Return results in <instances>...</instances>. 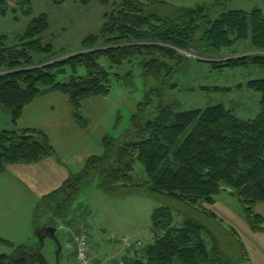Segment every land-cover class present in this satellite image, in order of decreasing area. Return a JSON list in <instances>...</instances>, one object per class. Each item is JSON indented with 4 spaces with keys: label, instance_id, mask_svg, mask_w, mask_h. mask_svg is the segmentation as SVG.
Wrapping results in <instances>:
<instances>
[{
    "label": "trees",
    "instance_id": "trees-1",
    "mask_svg": "<svg viewBox=\"0 0 264 264\" xmlns=\"http://www.w3.org/2000/svg\"><path fill=\"white\" fill-rule=\"evenodd\" d=\"M7 1L0 0L3 12ZM14 1L26 4L25 13H32L29 0ZM112 5L104 14L100 32L84 37V50L75 54L65 56L68 53L43 41L42 34L49 28L45 13L34 17L16 41L0 36V104L11 109L14 122L24 106L57 91L68 97L74 118L85 123L83 101L111 91L110 72L98 61L102 56L112 66L144 57V75L159 77L186 62L187 56L178 48H193L204 55L230 48L242 39L251 40L258 52L228 56L221 64L208 62L214 69L249 62L264 69V15L259 8L229 9L212 19L205 4L190 7L168 0H114ZM79 66L86 67L85 75L76 74ZM68 68L72 75L59 80ZM248 85L261 93V111L252 119L238 117L224 104L188 110L160 104L151 118L147 96L132 115L129 135L122 140L104 136L102 153L90 156L81 171L71 174L44 199L66 194L64 200L73 201L84 181L96 176L99 189L109 196L135 192L163 201L152 214L154 240L132 264H251L236 230L235 243L224 245L192 216L175 224L172 207L178 204L179 211L187 207L204 213L202 203L214 204L224 187L240 199L251 231L264 232V216L255 209L264 201V78L250 80ZM54 154L44 130H0V173L10 164L34 163ZM137 161L143 164L147 179H137ZM42 204L34 215L36 224ZM205 236L211 238L210 247ZM3 246L11 251L0 252V264H48L39 242L16 244L0 235Z\"/></svg>",
    "mask_w": 264,
    "mask_h": 264
},
{
    "label": "rangeland",
    "instance_id": "rangeland-1",
    "mask_svg": "<svg viewBox=\"0 0 264 264\" xmlns=\"http://www.w3.org/2000/svg\"><path fill=\"white\" fill-rule=\"evenodd\" d=\"M29 1L31 14L25 13L26 4L14 0L7 1L5 12L0 7V36L7 35L11 43L16 41L34 17L45 13L49 28L42 34L43 41L52 43L57 51H65L67 56L83 51L81 42L84 37L100 32L105 21L104 14L112 10L114 0L110 3L100 0H65L63 3H55L53 0ZM168 1L190 7L205 4L210 8L212 19L229 9L251 11L259 8L264 15V0ZM178 50L187 56L186 62L181 67L175 66L174 72H164L159 77L144 75V57L133 58L121 66H112L105 56L100 57L99 63L110 72L111 91L106 96H94L83 101L81 114L85 123L72 116L80 132L78 140L70 143V147L80 152L93 146L97 152L104 136L124 139L132 129V115L147 96L150 97L147 110L151 118L157 115L160 104H171L176 110L204 109L224 104L242 119H252L260 113L261 93L250 87L248 82L264 78L263 68L249 62L237 67L214 69L208 62L221 64L226 57L228 59L258 52L251 40L241 39L230 48L204 55L193 48ZM72 73L68 68L67 73L58 79H67ZM86 73V67L79 66L76 74ZM53 93L59 94L53 96L57 98L53 110L45 107L47 99L41 101L39 107L37 104L26 105L16 122L12 119L11 109L0 104V130L20 129L23 125L39 123L47 126L54 135L57 125L48 123H65L70 117L65 107L67 104L58 98L60 95L66 98V95L57 91ZM44 115H47L48 123ZM11 166L8 165L9 170H12L10 177H4L0 183L9 178L11 181H21L25 187L20 191L0 192V235L16 244H34L40 243L37 236L39 226L49 224L56 227V235L62 244L59 256L53 238H45L43 246L40 243L48 264H74V239L83 232L88 236L92 257L100 264H132L134 259L142 257L153 242L152 214L163 203L160 198L135 192L109 196L99 189L98 178L91 176L84 181L80 193L73 201L64 200L66 194L45 200L46 196L62 185L64 180L61 181L60 172L50 178L48 169L52 164L49 162ZM135 175L137 179L148 178L140 161L135 164ZM41 200L43 204L36 224L34 215ZM202 204L201 209L206 210L204 213L187 207L179 211L178 204L172 206L175 224L179 225L186 217L192 216L204 223L224 245L234 244L233 234L236 230L240 237V220H244V209L238 196L228 189L216 196L214 204ZM210 211L214 218L208 213ZM205 240L210 247V236H205ZM10 251L9 247L0 248L2 253Z\"/></svg>",
    "mask_w": 264,
    "mask_h": 264
},
{
    "label": "crops",
    "instance_id": "crops-1",
    "mask_svg": "<svg viewBox=\"0 0 264 264\" xmlns=\"http://www.w3.org/2000/svg\"><path fill=\"white\" fill-rule=\"evenodd\" d=\"M54 95H59L55 94L53 92H50L48 94H45L39 98H37L35 101L27 104L32 105V104H37L38 107L41 105V101H45L47 99V102L44 104L45 107H48L49 110H53L55 108L56 104L54 103L57 98L53 97ZM60 95L58 98H62L63 101L67 104L66 111L69 114L70 119L65 122V123H55L47 122V115H44L46 122L48 125L56 124L57 125V131L54 133V135L51 134V132L47 129V126H42L39 123L31 124V125H23L20 127V129L24 128H35V129H41L46 132V134L49 136L50 141L54 147L55 154L52 156H49L41 161L35 162L36 164L39 163H44V162H49L52 164V167H50L48 175L50 178L54 176L56 172H60L59 174L61 175V181H65L67 176L78 172V170H82L87 159L92 156V155H98L101 154L103 151L102 144L99 146V149L97 152H95V148L92 147H87L86 149L80 150L79 149H74L70 147V143H73L74 140H78L79 132L80 130L77 129L79 126L73 119V114H72V108L70 106L68 97ZM47 97V98H45ZM39 120V119H38ZM47 125V124H46ZM54 140V141H53ZM64 143V145H62ZM59 148V149H58ZM59 150V151H58ZM77 162V163H75ZM16 164H23V162H18V163H13L11 164V167H14ZM82 164V165H80ZM26 167V166H25ZM10 168L7 167V169L4 172L0 173V181L4 177H10L12 170H9ZM18 170H29L25 168H19ZM35 170V169H34ZM71 170H77V171H71ZM11 171V172H10ZM66 178V179H65ZM4 181V180H3ZM63 181V182H64ZM24 183L21 181H11L9 178L5 182L0 183V192H11V191H20L24 189ZM55 190V189H54ZM22 198V197H18ZM23 199V198H22ZM256 211L264 216V201L259 202L256 207ZM240 230L239 234L241 239L244 241V244L249 252V257H250V262L251 264H264V232H253L249 228V226L246 224L244 220H240ZM47 226V225H43ZM42 226V227H43ZM40 227V228H42ZM39 230V229H38ZM57 234V233H56ZM75 245V243H74ZM76 246V245H75ZM77 250V249H76ZM94 259V258H93ZM74 264H77L76 261V252L75 256L73 258ZM95 264H100L97 261H95ZM116 264V263H114Z\"/></svg>",
    "mask_w": 264,
    "mask_h": 264
},
{
    "label": "built area",
    "instance_id": "built-area-1",
    "mask_svg": "<svg viewBox=\"0 0 264 264\" xmlns=\"http://www.w3.org/2000/svg\"><path fill=\"white\" fill-rule=\"evenodd\" d=\"M75 243L77 249V264H95L90 252V245L87 234L83 232L76 235Z\"/></svg>",
    "mask_w": 264,
    "mask_h": 264
},
{
    "label": "water",
    "instance_id": "water-1",
    "mask_svg": "<svg viewBox=\"0 0 264 264\" xmlns=\"http://www.w3.org/2000/svg\"><path fill=\"white\" fill-rule=\"evenodd\" d=\"M224 190H228L227 188H224ZM57 228L53 227V226H43L42 228L39 229L37 236L39 237V241L41 243V245L43 246L44 244V239L47 237H51L55 240L56 244H57V257L59 256V253L62 250V244L59 241L57 235Z\"/></svg>",
    "mask_w": 264,
    "mask_h": 264
}]
</instances>
